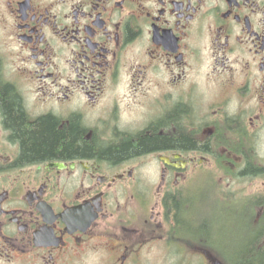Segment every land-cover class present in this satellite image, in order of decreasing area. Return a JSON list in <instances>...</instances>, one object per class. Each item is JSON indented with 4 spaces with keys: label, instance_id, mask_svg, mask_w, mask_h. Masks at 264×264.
Returning <instances> with one entry per match:
<instances>
[{
    "label": "flooded vegetation",
    "instance_id": "obj_1",
    "mask_svg": "<svg viewBox=\"0 0 264 264\" xmlns=\"http://www.w3.org/2000/svg\"><path fill=\"white\" fill-rule=\"evenodd\" d=\"M8 98L97 150L193 144L24 163ZM242 217L264 220V0H0L1 258L226 264Z\"/></svg>",
    "mask_w": 264,
    "mask_h": 264
},
{
    "label": "trees",
    "instance_id": "obj_2",
    "mask_svg": "<svg viewBox=\"0 0 264 264\" xmlns=\"http://www.w3.org/2000/svg\"><path fill=\"white\" fill-rule=\"evenodd\" d=\"M4 112L7 124L13 135L21 143V161L37 164L56 158L86 157L99 155L106 159L118 161L133 154L152 149L170 147H189L192 140L183 137L173 139L166 136L145 137L136 144L127 142L114 149L97 150L84 140V133L78 124L72 122L69 128L58 129V123L51 117H44L29 124L22 112L21 104L16 99H4ZM243 238L234 241L236 250H228V239L221 244L228 258L222 259L226 264H264V220L256 225L247 224L242 228ZM228 254H232L229 258ZM230 256V257H231Z\"/></svg>",
    "mask_w": 264,
    "mask_h": 264
},
{
    "label": "rangeland",
    "instance_id": "obj_3",
    "mask_svg": "<svg viewBox=\"0 0 264 264\" xmlns=\"http://www.w3.org/2000/svg\"><path fill=\"white\" fill-rule=\"evenodd\" d=\"M230 191H234V189H232ZM226 194H228V192H226ZM248 223H249L248 220L244 219L243 217H242V219H239L233 223H226L225 226L223 227L224 230L222 229V231H221L222 234L220 235V243H222L223 241L228 239L227 243H229V248H230L228 250L230 252H231V250L232 251L236 250L233 242L239 241L241 238L244 237L243 233H242V228L247 226ZM228 255H229V258L233 257V256H231L232 254H228ZM192 261H193V264H201L202 263L201 259L197 258V257H194L192 259ZM0 264H21V263H17L14 260H13V262H10L8 260V258H1L0 257Z\"/></svg>",
    "mask_w": 264,
    "mask_h": 264
}]
</instances>
